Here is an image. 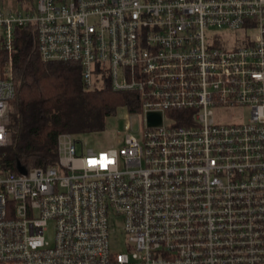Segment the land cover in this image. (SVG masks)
Returning <instances> with one entry per match:
<instances>
[{
  "label": "built area",
  "instance_id": "2783aa9c",
  "mask_svg": "<svg viewBox=\"0 0 264 264\" xmlns=\"http://www.w3.org/2000/svg\"><path fill=\"white\" fill-rule=\"evenodd\" d=\"M23 1L0 9L7 59L33 26L41 62L134 95L141 141L77 153L61 134L55 165L0 170V264H264V0Z\"/></svg>",
  "mask_w": 264,
  "mask_h": 264
},
{
  "label": "trees",
  "instance_id": "16d2710c",
  "mask_svg": "<svg viewBox=\"0 0 264 264\" xmlns=\"http://www.w3.org/2000/svg\"><path fill=\"white\" fill-rule=\"evenodd\" d=\"M24 2L15 0L17 5ZM11 35L10 60L0 46V73L9 62L14 86L4 132L7 143L0 149L1 171L16 174L17 165L24 170L55 165L59 135L99 134L119 107L135 112L132 94L113 92L107 83L85 90L77 64L41 62L33 26L15 28Z\"/></svg>",
  "mask_w": 264,
  "mask_h": 264
},
{
  "label": "rangeland",
  "instance_id": "374dc122",
  "mask_svg": "<svg viewBox=\"0 0 264 264\" xmlns=\"http://www.w3.org/2000/svg\"><path fill=\"white\" fill-rule=\"evenodd\" d=\"M15 0H0V9H12L16 8L17 4ZM17 9V8H16ZM243 119L247 118V111H240ZM114 116L106 119L104 130L98 133H91L74 136V140L77 142V153L80 152V146L82 145L83 151L91 150L94 153L104 152L110 148L118 149L121 147V141L125 134H130L136 140L141 141V118L132 117L127 108L119 107L116 110ZM130 125L131 130L126 133V126ZM53 223L48 222L46 229L44 230V240L48 246L53 243ZM109 250L113 254L123 253V239L116 234H111L109 239Z\"/></svg>",
  "mask_w": 264,
  "mask_h": 264
},
{
  "label": "water",
  "instance_id": "95a60500",
  "mask_svg": "<svg viewBox=\"0 0 264 264\" xmlns=\"http://www.w3.org/2000/svg\"><path fill=\"white\" fill-rule=\"evenodd\" d=\"M16 170H17V172H18L19 174H22V173H24V171H25V170H24L21 166H19V165H17Z\"/></svg>",
  "mask_w": 264,
  "mask_h": 264
}]
</instances>
